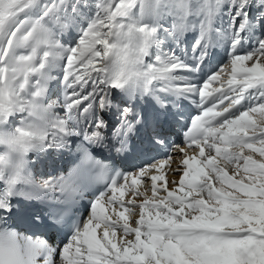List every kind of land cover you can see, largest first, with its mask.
Instances as JSON below:
<instances>
[{
  "label": "snow or ice",
  "instance_id": "obj_1",
  "mask_svg": "<svg viewBox=\"0 0 264 264\" xmlns=\"http://www.w3.org/2000/svg\"><path fill=\"white\" fill-rule=\"evenodd\" d=\"M0 264H264V0H0Z\"/></svg>",
  "mask_w": 264,
  "mask_h": 264
},
{
  "label": "bare ground",
  "instance_id": "obj_2",
  "mask_svg": "<svg viewBox=\"0 0 264 264\" xmlns=\"http://www.w3.org/2000/svg\"><path fill=\"white\" fill-rule=\"evenodd\" d=\"M221 55L222 53H219V55L216 58V61L224 60L223 56L221 57ZM216 61L213 62L214 65L216 64ZM191 106L195 107V105H191ZM173 125L174 128L173 130H170V133L165 132V128H164V133L168 141V143L165 144L166 146H168L167 148L168 152L172 150L174 144L179 145L180 147L184 146L182 132L186 129L176 124ZM175 131L178 132L177 135L174 134ZM153 152H154V146L149 145L146 141L143 144H141L140 139L137 138L136 147L134 150L130 151L128 157L131 156V153L132 155H139L140 158V154H145V156H150L151 154L153 155ZM64 162H65V156L63 155V151H53L48 153L47 155L35 154L32 157L31 171L37 178H39L42 174L47 175L48 173H52L53 175H59L58 173H56V170L58 169L57 167L63 164ZM146 164L148 163L144 162L142 158H140V163H138L136 166L127 167L129 170L128 173L131 174L132 172L137 171L141 166H144ZM172 166L175 167V165ZM63 174L66 175L65 173ZM172 178H173L172 176H168L169 180H171ZM175 179L178 180L179 175H177ZM101 234L102 233L98 231V236ZM50 243L56 244V242L52 239V237L50 238Z\"/></svg>",
  "mask_w": 264,
  "mask_h": 264
},
{
  "label": "rangeland",
  "instance_id": "obj_3",
  "mask_svg": "<svg viewBox=\"0 0 264 264\" xmlns=\"http://www.w3.org/2000/svg\"><path fill=\"white\" fill-rule=\"evenodd\" d=\"M224 51V50H223ZM224 55L226 56V53L224 52ZM223 56V54L221 55V57ZM225 56H223V59H225ZM253 119H257V117L256 116H253ZM257 146H259V145H257ZM254 158H256V156L254 155ZM218 186V185H217Z\"/></svg>",
  "mask_w": 264,
  "mask_h": 264
}]
</instances>
